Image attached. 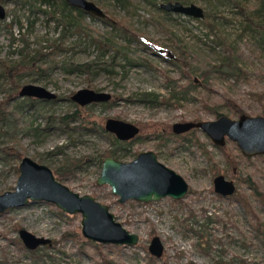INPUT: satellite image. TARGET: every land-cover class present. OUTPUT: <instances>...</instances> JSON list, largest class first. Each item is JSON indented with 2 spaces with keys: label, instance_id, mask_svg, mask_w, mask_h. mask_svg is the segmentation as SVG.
I'll list each match as a JSON object with an SVG mask.
<instances>
[{
  "label": "rangeland",
  "instance_id": "obj_1",
  "mask_svg": "<svg viewBox=\"0 0 264 264\" xmlns=\"http://www.w3.org/2000/svg\"><path fill=\"white\" fill-rule=\"evenodd\" d=\"M37 1L0 0L5 11V18L0 21V60L13 64L19 59L22 34L25 35L26 51L31 55L39 46L44 48L43 52H48L51 42L61 35L62 50L54 57L57 64L44 72L39 73L35 69L49 64L43 58L34 61L33 70L15 67L18 88L13 92L6 110L11 111L8 115L11 121L17 119L15 139L18 148L11 145L10 138L1 132L0 148L12 147L21 158L28 157L35 162L39 159L36 163L51 171L65 159L80 160L78 167L60 183L80 196H91L107 206L115 221L129 234L136 235L138 242L133 247L92 245L79 234V215H65L41 202L28 203L0 215V264H264V243L252 227L253 220L243 213L234 199L248 195L249 205L264 228V206L245 185L250 180L255 189L264 195V155L244 158L235 145L227 141L223 147H215L199 130L178 136L170 131L174 123L212 121L215 115L236 120L240 115H234L226 108V98L240 107L242 115L261 116L260 104L246 94L264 93V28L259 26L257 32L244 30L241 17L233 5L255 7L257 1L175 0L184 5L192 4L209 14L208 18L198 20L166 14L144 5L141 0H133L139 7L138 16L132 19L133 28L147 39L156 41L154 51L138 52L133 43L124 45L118 40L128 49V57L133 64L120 61L118 67L110 69V74L99 69L101 61L98 55L110 53L108 48L98 45L97 49L90 42L91 39L101 41L96 36V33H103L100 21L96 18L91 21L84 15L81 23L90 30L63 28L57 23L56 11L39 7ZM89 1L115 18L123 16L112 0ZM36 7L44 13L35 10ZM149 15L155 16L193 53L213 65H217L224 55L216 45V38H224L233 47L235 66L249 75L242 78L236 72L231 76L214 73L208 83L200 85L198 73L191 70L196 68L195 54H191V60L187 59L184 63L194 66L188 71V76L181 74L177 66L168 63L172 58L166 56L176 57V51L168 47L165 37L147 20ZM257 22H264V14ZM158 49L165 54L158 57L155 54ZM141 60L160 73L139 65ZM172 62L175 63V60ZM66 63L87 64L90 76L85 78L83 73L64 71L61 68ZM167 80H170L169 86L172 87L171 81H175L176 86L185 90L180 95H171ZM1 83L2 79L0 102L4 98L3 89L8 88L7 83L4 86ZM186 84L190 86L186 87ZM23 85L41 87L53 93L56 99L52 104L46 102L48 106L44 107H19L17 105L24 98H18L17 92ZM80 89L110 95L109 102L105 104L89 105L86 112L89 124L102 128L106 119H115L138 128L137 137L126 144L125 149L111 145L103 129L102 133L83 132L78 138L69 137L53 126L43 130L44 117L64 113L72 104L68 101L69 96ZM145 93L152 97L142 102L140 99ZM166 99L168 102L163 103L162 100ZM90 127L91 124L87 126ZM110 150L121 163L132 161L139 153L152 152L160 164L179 175L187 184L188 191L180 200L181 204L172 203L176 201L168 198L146 204L133 201L116 203L107 186L97 187L94 184L99 174L101 155ZM0 156L3 155L0 153ZM18 162L15 159L10 164H0V194L12 191L17 177L12 167ZM217 175L232 182L234 196L222 198L213 193L212 179ZM20 229L49 240V245L37 248L33 255H29L23 247L16 248L12 242L18 240L17 231ZM192 230L200 233L201 237ZM63 234L69 237L62 239ZM153 237L158 238L162 247L159 258H153L147 252Z\"/></svg>",
  "mask_w": 264,
  "mask_h": 264
},
{
  "label": "water",
  "instance_id": "obj_2",
  "mask_svg": "<svg viewBox=\"0 0 264 264\" xmlns=\"http://www.w3.org/2000/svg\"><path fill=\"white\" fill-rule=\"evenodd\" d=\"M68 6L80 10L96 19L105 15L89 0H62ZM159 10L189 17L203 19L201 8L192 4L181 5L177 2L159 4ZM5 18L4 8L0 5V21ZM157 54H165L158 49ZM166 56L172 58L166 54ZM18 98H29L51 102L56 96L47 90L23 85L17 92ZM110 95L90 89H80L69 96L68 101L79 108L92 104L109 102ZM102 129L117 142H128L136 138L138 128L130 123L115 119H106ZM190 130L201 131L215 147H223L231 142L244 158L264 155V117L240 115L236 120L219 116L212 121L174 123L170 126L173 135H182ZM17 177L12 191L0 194V215L8 210L23 207L28 203H45L53 206L65 215H79V234L87 242L98 245L133 247L138 238L129 234L115 221L108 207L96 202L91 196L78 195L55 180L52 171L28 157L20 158ZM95 186H107L109 194L116 198V203L133 201L141 204L156 202L163 198L172 201L182 200L188 191L185 181L172 170L160 164L152 152H143L128 163H121L112 158L101 160ZM214 194L227 198L233 195L235 187L231 181L221 175L212 179ZM17 238L26 251L49 245V240L38 238L25 230L17 231ZM147 252L153 258H159L162 247L157 237L150 239ZM110 264V263H106Z\"/></svg>",
  "mask_w": 264,
  "mask_h": 264
},
{
  "label": "trees",
  "instance_id": "obj_3",
  "mask_svg": "<svg viewBox=\"0 0 264 264\" xmlns=\"http://www.w3.org/2000/svg\"><path fill=\"white\" fill-rule=\"evenodd\" d=\"M144 5L154 7L155 9H159L158 6L159 4L167 3V2H176L175 0H141ZM157 1H160L158 4ZM256 6L251 7V6H240L237 3H233L234 7L236 8L238 14L241 17L242 20V28L244 30H256V32L259 30V26L264 28V22H257L260 20L262 15L264 14V0H256ZM114 5L118 7L122 13L123 16L120 18H115L112 16L108 11H104L103 14L105 15V18L103 19H98L100 23L103 26V33L98 34L96 33L97 38H100L101 41H96L95 39H91L90 42L95 44L97 49L98 45H103L106 48H108V51L110 53L104 54L100 53L98 56H100V70H103L110 74V69L113 67H118L119 62L122 61L124 63L133 64L132 61H130L128 55L129 51L128 49L119 44L117 41L120 40L124 43V45H129L130 43H133L135 45V51L138 52H146V51H154V44L156 41L147 39L145 36L140 35L137 33L132 24V19L134 16H138L137 10L139 7L134 3L133 0H112ZM170 2V3H172ZM178 3V2H177ZM37 4L43 7H47V9L53 11H56L58 14L57 18V23L61 25L63 28H86L87 27L83 26L81 23V19L83 18L84 15H87L83 13L80 10L74 9L70 6H68L65 2L62 0H38ZM181 5H184L182 2L179 3ZM28 5L31 8H34L33 4L31 2H28ZM38 7V6H37ZM35 8L38 12L44 13L42 10L40 11L39 8ZM166 13V12H164ZM170 14V13H166ZM209 14L203 12V17L206 19L208 18ZM89 20H94L95 18L87 15ZM147 20L152 23L157 32L163 35L165 37V41L169 43V48H173L176 51V57H172V61L175 60V63L172 61H168L169 64L177 66L178 71H181V74H186L188 76V71L190 68H193L194 66L191 65H185V61L187 59L191 60V54H195L196 57L194 59L196 68L191 69L195 70L198 74L197 77L200 78V85H204L208 83V80L211 76V74H218V75H224V76H231L235 72L242 76V78H247L249 75L248 72H244L239 70L235 66V57L233 55V47H231L230 44L224 40V38H221L218 36L216 38V45H218L223 52V58L222 60L217 64L213 65L207 60H205L202 56L199 54L193 53L192 50H190L189 46L182 41L177 35H175L173 32L169 31L167 28L162 26L158 21L157 18L153 15H149ZM209 27V26H208ZM210 28V27H209ZM90 30V29H88ZM64 32V31H63ZM62 38V35L59 36L56 40L52 41L50 46H49V51L48 52H43V47L39 46L38 50L35 51L32 55L26 51V40H25V35H21V43L22 47L19 49V59L14 62L13 64H10L8 61L5 60H0V79H2V85L4 86L5 83H7V90L3 89L4 91V98L0 102V132L1 134H4L6 137L10 138V144L11 145H16L17 140L15 139V124L17 119H13V121L10 120L8 115L10 112L6 110V106L10 99L12 98L13 92L17 90L18 85L16 81V72L17 68L15 67H20L25 70H33L34 67H32V64L34 61H36L38 58H43L47 59L49 61V64L45 67H37L35 68L37 72H44L47 69H50L51 67L55 66L57 64V61L54 59L56 56V53L62 50L61 42L60 39ZM98 43V44H97ZM100 43V44H99ZM155 54L160 57V54ZM105 57V59H103ZM98 60V57H96V61ZM165 60H168L165 58ZM94 63V61L92 62ZM180 63V65H179ZM145 68L154 71V72H159L154 68L153 66L149 65L147 62H144L141 60V64ZM89 66L87 64H82V65H77V64H71V63H66L62 64V68L64 71L68 73H83L85 75V78L90 76V69L88 68ZM102 67V68H101ZM185 70H182L184 69ZM187 76H185L187 78ZM168 81L166 82V85H168ZM171 86H169L168 89L171 91V95L177 96L180 95L181 91H184L185 88H181L176 86L175 81H171ZM190 84H186V87H189ZM177 89V90H174ZM6 93V94H5ZM249 98L254 99L258 105L260 106V112L259 115L264 117V93H248L246 94ZM149 97H152L151 94H143L141 96L140 101H145L149 99ZM170 98V97H169ZM154 99V98H153ZM167 100V99H166ZM162 100L163 103L168 102V100ZM225 104L227 105L226 108L231 110V112L234 115H242L243 112L240 109L238 105L235 104L232 100L226 98L224 100ZM53 102H49V104H52ZM20 104V105H19ZM17 106H30V107H44L48 106L46 102L43 101H38L35 99H29V98H24L19 102ZM88 107L84 108H79L75 106L74 104H70L69 108L65 110L64 113L58 114L56 116L53 115H48L44 117L45 123H44V128L43 130L48 128L49 126L55 127V129L59 130L62 133H66L67 136H74L75 138L80 137L82 134L85 132H93V133H102V128L100 125L95 126L94 123H90L92 127L87 128L89 124L88 121V115L86 114ZM219 117L218 115H215V118ZM84 132V133H83ZM189 132H193V130H190ZM106 138L109 139V142L111 145H114L118 148L125 149L124 146L128 144V142H117L114 140L113 137L106 135ZM10 145V146H11ZM18 148V145H16ZM0 153L3 156H0V164L5 165L10 164L12 161L16 159L20 160L21 156L18 151H16L12 147H7V148H0ZM6 157V158H5ZM105 157L112 158L117 161V157L113 154V152L110 151H105L101 155V160ZM9 162V163H8ZM39 162V159L36 161ZM80 160L77 159H65L59 166L54 168L52 170V174L58 182H61L62 180L68 178L69 174L75 170L78 165H79ZM101 163V162H100ZM12 171L14 174H17L16 171V166L12 167ZM232 176V174L230 173ZM234 177V176H233ZM247 181V179L245 180ZM245 185H247V189H251L250 192L252 193L251 195H254L255 198L264 206V195L260 192H258L251 183L250 180H248ZM234 196V194L232 195ZM235 202H237L240 207L242 208V211L245 215L249 216L253 222L252 227L255 231V233L259 236L261 241L264 243V228L261 227V225L258 222V218L255 216L253 213L251 206L249 205L248 202V195L247 197L245 195H241L237 198H235ZM176 204H181V201L179 202H172ZM7 213V212H6ZM192 232L197 235L199 238L201 237V234L193 231ZM64 237H69L68 234H63L62 239ZM16 248L18 249H23L22 246L20 245L18 240H15L12 242ZM94 245V244H92ZM34 251L27 252L29 255H33Z\"/></svg>",
  "mask_w": 264,
  "mask_h": 264
}]
</instances>
